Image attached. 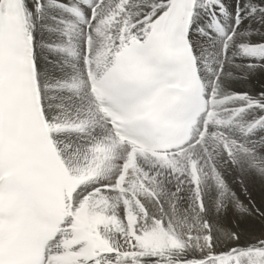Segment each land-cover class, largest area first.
Here are the masks:
<instances>
[{"label":"snow or ice","instance_id":"obj_1","mask_svg":"<svg viewBox=\"0 0 264 264\" xmlns=\"http://www.w3.org/2000/svg\"><path fill=\"white\" fill-rule=\"evenodd\" d=\"M0 264H264V0H0Z\"/></svg>","mask_w":264,"mask_h":264}]
</instances>
